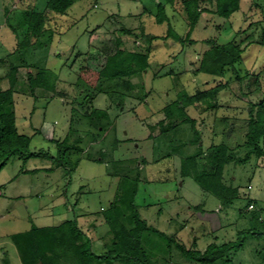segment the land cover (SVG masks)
Here are the masks:
<instances>
[{"label":"rangeland","instance_id":"obj_1","mask_svg":"<svg viewBox=\"0 0 264 264\" xmlns=\"http://www.w3.org/2000/svg\"><path fill=\"white\" fill-rule=\"evenodd\" d=\"M46 1L0 0V89L10 86L11 66L17 67L13 110L18 130L31 136L29 151L47 152L25 161L12 155L0 170V264H23L11 235L29 229L31 222L47 226L77 219L93 240L94 249L101 252V236L107 229L102 209L114 198L119 178L125 173L134 175L131 168H139L135 203L148 224L187 249L201 252L210 243H243L214 264H264V235L247 231L260 230L253 214L264 219V158L252 155L245 163L226 164L223 181L239 191L227 206L191 176L179 173L181 160L190 166V158L199 150V156L207 157L212 144L234 148L244 141L249 102L264 98V0H240L238 10L227 18L202 12L190 35L193 42L183 43L171 38L149 43L141 35L166 34L167 21L155 20L160 1L172 29L185 38L188 22L176 4L164 0H77L65 14L49 15L45 26L53 30L52 39L46 32L36 42L35 34L30 33V43L19 47L27 32L23 12L32 7L43 10ZM199 6L215 9L213 0H199ZM125 28L130 32L123 33ZM206 39L218 44L233 39L240 43L244 48L237 63L240 80L232 70L216 78L198 72L202 52L210 45ZM118 47L150 50V65L137 79L139 91L120 98L121 89L112 88V83L103 91L78 83L77 71L87 51L109 48L114 52ZM40 68L58 72L54 91L37 88L30 92L28 76ZM222 83L225 86L218 90L215 106H208L213 100L204 99L186 107L194 127L179 124L180 119L173 117L172 122L178 124L162 131L158 123L168 122L163 113L167 104L182 92L194 95ZM87 93L93 95L90 103L85 101ZM88 105L106 111L104 120L110 128L104 135H93L95 118L83 114ZM64 137L68 144L80 138L83 148L66 152V160L76 167L71 172L67 161L60 165L56 144L51 142ZM237 155L243 156L244 148L237 149ZM150 237L160 241L157 246L146 244L154 251L153 264H200L186 260L173 242L168 244L153 233ZM113 264L123 263L114 260Z\"/></svg>","mask_w":264,"mask_h":264},{"label":"trees","instance_id":"obj_2","mask_svg":"<svg viewBox=\"0 0 264 264\" xmlns=\"http://www.w3.org/2000/svg\"><path fill=\"white\" fill-rule=\"evenodd\" d=\"M75 1L77 0H47L43 10H37L32 7L24 11L23 20L25 19L24 23L27 25V32L19 47L23 48L27 43H30V33L35 34L36 42L46 32H49V37L51 38L53 30L45 26L49 15L51 13L65 14ZM164 1L171 6L175 4L179 6L180 12L184 14L188 22L186 36L182 38L172 29L165 13V5L159 1L156 4L157 13L155 14V20L157 23L167 21L168 28L165 35H143L141 33L142 37H146V41L149 43L158 38H171L181 43L184 40L193 42L190 35L202 12L208 11L217 16L227 18L237 11L240 5V0H213L215 9L210 11L200 7L199 0ZM121 31L123 33L130 32L126 28ZM240 33L238 32V34ZM47 41H50V39ZM208 42L210 45L202 52L198 72L216 78L223 77L232 70L236 73L237 80H240L237 63L244 52V48L240 46V43H237L235 39L222 44L214 41ZM31 44L35 45L36 43L31 42ZM117 44L121 45L120 39H117ZM149 56V48L143 51H130L118 47L114 52H111L109 48L89 50L86 52L84 64L78 68L77 81L81 85L86 84L87 87H91L94 91L107 90L110 88L109 83H112V88L121 89L120 98L125 95H131V92L140 90V87L136 89L137 79L149 67ZM88 62L99 66L91 67L90 64H87ZM22 63L25 64V61L23 60ZM16 70L17 67L11 66L9 74L10 86L7 89H0V170L12 155L17 154L25 161L31 157L47 154L44 150L29 151L31 136L18 130L13 110V87L16 82ZM256 76L258 77V74ZM51 78L53 83H51ZM57 81L58 72L52 69L40 68L37 69L35 74L30 73L28 76V86L31 93L37 88L54 91ZM223 86H225V83L210 87L204 91H198L194 95L182 92L180 97L178 96L163 109L165 120L167 119L168 122L162 120L159 121L158 125L163 128L162 131L164 132L167 126L171 128L170 126L178 124L177 122H172L173 117H177L180 119L179 124L188 123L191 127H194L195 121L187 115L186 107L190 103L204 99H207V101L213 100L208 103V106H215V96ZM110 92L112 93V90ZM83 93L85 92L83 91ZM181 97H185L186 100L181 101ZM85 98V101L90 103L93 95L91 97L87 93ZM88 106L89 108L83 114L86 117L95 118L94 124L97 130L93 135L97 134L98 137L104 135L107 129L110 128V126L108 127L109 123L104 120L106 111L94 108L92 105ZM171 107L174 109H169ZM247 109L248 116L245 119L246 127L242 144H237L234 148L225 143L212 144L206 150L207 157L199 156L202 151H197L195 157L190 158L192 161L190 166L185 165L184 159L181 160L179 172L181 177L191 176L204 191L216 196L222 206L231 204L239 194L237 187H233L223 181L226 164L230 162L245 163L252 155L264 158V98L258 103L249 102ZM164 122L167 123L164 124ZM195 133H198L197 130H195ZM79 141L80 138H77L76 141L68 144V140L65 137L61 140L51 139V142L56 144V157L59 159L60 165H66V161L69 163L67 171L71 172L76 167L74 164L70 165V162L66 160L67 156L65 154L71 149L82 151L83 148L79 145ZM241 148H244L243 156L237 155V149L241 150ZM100 160L101 158L96 159L97 162H100ZM129 171L130 173L134 172V175L125 173L119 178L114 198L108 207L102 209V221L107 229L101 236L104 241L101 252H97L94 249L92 246L93 240L82 228V224L78 223L77 219H66L57 225L47 226H38L31 222L29 229L11 235L12 241L21 251L23 264H113L114 260H118L123 264H153L154 251L146 248V244L155 243L157 246L160 241L152 240L150 237L152 233L165 238L168 244L173 242L186 260L200 264H214L231 249H237L243 245L241 241L236 243L230 241L221 244L210 243L202 252L187 249L184 244L177 242L172 236L148 224L147 220L141 217L138 205L135 203V196L138 191L139 168H131ZM22 172H27V170L22 169ZM196 207L200 208L201 205ZM253 218L258 221L260 230L251 228L247 231L257 236L264 235V219H260L259 214H253ZM151 260L153 262H150Z\"/></svg>","mask_w":264,"mask_h":264}]
</instances>
